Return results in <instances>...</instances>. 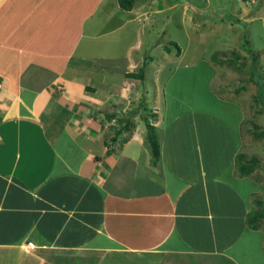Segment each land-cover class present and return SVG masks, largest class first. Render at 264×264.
<instances>
[{
    "label": "crops",
    "instance_id": "0c3cea01",
    "mask_svg": "<svg viewBox=\"0 0 264 264\" xmlns=\"http://www.w3.org/2000/svg\"><path fill=\"white\" fill-rule=\"evenodd\" d=\"M115 1L129 17L107 27L109 0H0V264H264L241 244L257 229L236 172L240 105L222 119L165 103L166 119L157 100L154 163L144 125L113 122L134 83L79 75L108 61L103 36L143 13ZM124 58L128 75L137 60Z\"/></svg>",
    "mask_w": 264,
    "mask_h": 264
},
{
    "label": "rangeland",
    "instance_id": "374dc122",
    "mask_svg": "<svg viewBox=\"0 0 264 264\" xmlns=\"http://www.w3.org/2000/svg\"><path fill=\"white\" fill-rule=\"evenodd\" d=\"M109 4L111 8L107 2L102 6L101 20L102 23L106 21L104 26L121 24V20L129 17L127 12L117 8L115 0H109ZM134 7L136 13L142 9L139 19L135 18L134 23L103 36L101 42H98L101 48L97 46L96 50L107 62L118 53L120 68L113 70L109 68L111 64L100 62L103 66L100 69L94 67L91 72L90 69H82L79 75H86L93 78L94 82L99 80L103 84L116 83L120 88L122 84L133 82L129 89L123 90L130 92L124 98L131 101V108L124 105L119 110L122 113L118 112V115L124 119L129 110L135 111L136 116L132 118L135 121L139 119L136 125H144L146 134L145 117H150L149 121L155 123L158 113L154 111L160 110L155 104L157 100L166 119L172 114L164 112L165 103H173L177 107L183 105L178 108L182 112L192 108L198 114L204 111V114L219 115L222 119L230 114V110L227 111V101L238 103L241 108L239 115L244 117L242 125L236 129L241 138L238 140L240 152L248 159L257 157L261 161L253 176L247 175L246 183H240L239 191L247 198L249 212L257 208L258 204L254 200L264 199V93L263 98L259 97L256 101L257 86L246 82L249 77L247 72L242 73L227 64L222 65L219 59L224 53L231 58L234 57L233 52H238L243 55L238 60L239 65L247 58L249 65L258 63L260 74L263 75L264 0H136ZM115 8L121 11L119 16L113 15ZM138 21L142 23L143 31L140 30ZM245 39L253 45L254 53L258 55L257 61L244 48ZM130 50L137 60L134 73H140L144 68V75L141 77H130L123 71L122 65L126 60L124 52ZM217 53L218 57H213ZM145 57H148L147 64L143 67L140 61ZM182 112V117L190 114ZM118 119L113 122L122 126L124 122ZM261 209H264V204ZM241 244L255 247L256 256L261 260L260 251L264 250V223L252 234L246 233ZM253 252L252 249L248 250L250 256ZM65 262L64 256L56 257L55 264H66Z\"/></svg>",
    "mask_w": 264,
    "mask_h": 264
},
{
    "label": "trees",
    "instance_id": "16d2710c",
    "mask_svg": "<svg viewBox=\"0 0 264 264\" xmlns=\"http://www.w3.org/2000/svg\"><path fill=\"white\" fill-rule=\"evenodd\" d=\"M136 0H118L120 6L124 9L130 10L134 7V3ZM244 48L247 49V51L249 52L250 56H253L254 61H257V56L254 53V49H253V45H250L249 41H247L246 39L244 40L243 43ZM238 52H233L234 57H229L227 55V53H224L221 57V59H219L220 63L222 65L227 64L230 67H234V69H236V71H240L242 73H246L249 75V77L247 78L246 82H252L257 86V94H256V101L259 99V97H262V93H264V67L261 66V69L263 70V75L260 74V69H259V65L257 63V65H249L246 61L248 60L246 57V60H244V62H241L239 65V59L241 60V58H243V55L239 54ZM217 54H214L213 57L217 58L218 56ZM214 58V59H215ZM248 64V65H247ZM259 66V67H258ZM246 69H243V68ZM144 69V68H143ZM141 70L140 73H128V75L130 77H141V75H144V70ZM245 79V78H242ZM261 91V92H260ZM263 98V97H262ZM135 111L132 112V115H130L129 117H125V130L128 131H132L133 128L136 126L135 121L133 120V116H135L133 113ZM154 116V115H153ZM150 117H145V121H146V128H147V135H146V145L148 146V148L150 149V152L152 154L153 157V162L156 163L159 159H160V144H159V139H158V135L156 132V127L154 124H152L149 121ZM124 129H120V131L118 132V137L116 138V140L118 141L120 138H122L121 136L124 134ZM129 138V136H125L123 137L124 141H127ZM261 164V161L257 158L254 157L252 159H248L246 158V155L243 152H239L236 156V167L238 169V173L242 176H247V175H252L254 171L257 169V167ZM258 200V201H257ZM256 201V204H258L257 208L252 209L247 216V224L249 227L253 228V229H260L262 227V224L264 223V209H261V206L264 204V199H256L254 200Z\"/></svg>",
    "mask_w": 264,
    "mask_h": 264
},
{
    "label": "built area",
    "instance_id": "2783aa9c",
    "mask_svg": "<svg viewBox=\"0 0 264 264\" xmlns=\"http://www.w3.org/2000/svg\"><path fill=\"white\" fill-rule=\"evenodd\" d=\"M31 244V243H30Z\"/></svg>",
    "mask_w": 264,
    "mask_h": 264
}]
</instances>
